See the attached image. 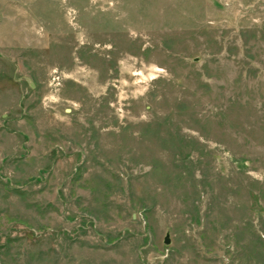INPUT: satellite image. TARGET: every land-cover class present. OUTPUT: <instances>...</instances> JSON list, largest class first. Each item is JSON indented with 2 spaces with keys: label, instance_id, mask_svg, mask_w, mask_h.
<instances>
[{
  "label": "rangeland",
  "instance_id": "rangeland-1",
  "mask_svg": "<svg viewBox=\"0 0 264 264\" xmlns=\"http://www.w3.org/2000/svg\"><path fill=\"white\" fill-rule=\"evenodd\" d=\"M0 264H264V0H0Z\"/></svg>",
  "mask_w": 264,
  "mask_h": 264
},
{
  "label": "water",
  "instance_id": "water-1",
  "mask_svg": "<svg viewBox=\"0 0 264 264\" xmlns=\"http://www.w3.org/2000/svg\"><path fill=\"white\" fill-rule=\"evenodd\" d=\"M164 243L167 244L168 243V240H164Z\"/></svg>",
  "mask_w": 264,
  "mask_h": 264
}]
</instances>
